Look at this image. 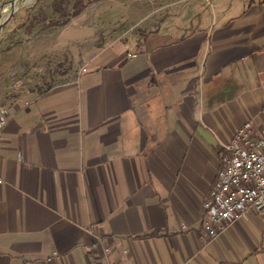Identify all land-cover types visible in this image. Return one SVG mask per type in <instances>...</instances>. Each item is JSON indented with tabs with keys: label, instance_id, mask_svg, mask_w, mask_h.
Wrapping results in <instances>:
<instances>
[{
	"label": "crops",
	"instance_id": "1",
	"mask_svg": "<svg viewBox=\"0 0 264 264\" xmlns=\"http://www.w3.org/2000/svg\"><path fill=\"white\" fill-rule=\"evenodd\" d=\"M59 14L11 49L64 71L4 104L0 264H264V212L201 230L223 145L264 128V0Z\"/></svg>",
	"mask_w": 264,
	"mask_h": 264
},
{
	"label": "built area",
	"instance_id": "2",
	"mask_svg": "<svg viewBox=\"0 0 264 264\" xmlns=\"http://www.w3.org/2000/svg\"><path fill=\"white\" fill-rule=\"evenodd\" d=\"M9 117L8 106L0 105V137ZM2 165L0 141V185ZM249 212H264V128L256 132L250 120L239 125L223 145L222 169L202 204L201 230L215 238Z\"/></svg>",
	"mask_w": 264,
	"mask_h": 264
},
{
	"label": "rangeland",
	"instance_id": "3",
	"mask_svg": "<svg viewBox=\"0 0 264 264\" xmlns=\"http://www.w3.org/2000/svg\"><path fill=\"white\" fill-rule=\"evenodd\" d=\"M88 1L93 0H21L14 12L18 17L12 19L15 15L13 13L0 31V105L7 104L13 96L19 95L26 88L44 87L64 71L56 62L34 61L27 64L15 60L11 49L22 42L26 33L24 29H18L24 26L26 30H30L37 27V21L45 19L48 22L43 23L44 25L55 22L61 19L62 15L59 13L63 12V16L74 13ZM10 2L8 0L0 7V23L8 16L6 8L10 6Z\"/></svg>",
	"mask_w": 264,
	"mask_h": 264
},
{
	"label": "water",
	"instance_id": "4",
	"mask_svg": "<svg viewBox=\"0 0 264 264\" xmlns=\"http://www.w3.org/2000/svg\"><path fill=\"white\" fill-rule=\"evenodd\" d=\"M20 2L21 0H11L10 6L6 8V10H8V16L2 23H0V31L3 28V26L10 20L13 13L17 10L18 4Z\"/></svg>",
	"mask_w": 264,
	"mask_h": 264
},
{
	"label": "trees",
	"instance_id": "5",
	"mask_svg": "<svg viewBox=\"0 0 264 264\" xmlns=\"http://www.w3.org/2000/svg\"><path fill=\"white\" fill-rule=\"evenodd\" d=\"M79 10V9H78ZM78 10H76L74 13H77L78 12Z\"/></svg>",
	"mask_w": 264,
	"mask_h": 264
}]
</instances>
